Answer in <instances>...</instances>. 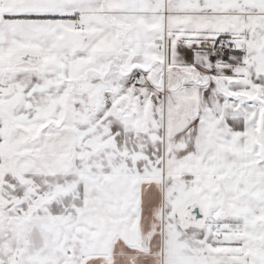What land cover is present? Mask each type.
Segmentation results:
<instances>
[{"label": "snow or ice", "instance_id": "6c2138e0", "mask_svg": "<svg viewBox=\"0 0 264 264\" xmlns=\"http://www.w3.org/2000/svg\"><path fill=\"white\" fill-rule=\"evenodd\" d=\"M0 264H264V0H0Z\"/></svg>", "mask_w": 264, "mask_h": 264}]
</instances>
